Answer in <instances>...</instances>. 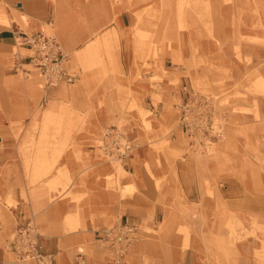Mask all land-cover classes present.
<instances>
[{"label": "crops", "instance_id": "0c3cea01", "mask_svg": "<svg viewBox=\"0 0 264 264\" xmlns=\"http://www.w3.org/2000/svg\"><path fill=\"white\" fill-rule=\"evenodd\" d=\"M2 1L11 9V0ZM18 2L8 25L0 23V94L6 58L15 52L26 62L31 55L16 44L19 34L55 35L75 79L49 85L34 72L31 103L21 99L18 85L14 112L39 116L23 123L24 132L0 138V264H37L17 261L7 248L15 228L27 222L38 228L42 250L54 254L55 264H112L100 232L119 223L139 231L126 264H264V245L196 229L197 222H212L214 201L227 215L230 205L264 212V123H255L254 108L231 118L237 127L224 126L219 166L206 153H188L177 105L194 91L197 59L176 52V43L159 32L153 43L143 38L147 23L137 16L143 7L113 0ZM256 98L264 114V98ZM108 125L133 144L121 164L98 147ZM58 126L61 133L53 135ZM42 141L52 145L35 149ZM198 205L204 207L199 218ZM255 249L263 258L251 261Z\"/></svg>", "mask_w": 264, "mask_h": 264}, {"label": "rangeland", "instance_id": "374dc122", "mask_svg": "<svg viewBox=\"0 0 264 264\" xmlns=\"http://www.w3.org/2000/svg\"><path fill=\"white\" fill-rule=\"evenodd\" d=\"M113 1L118 6L132 3L137 8H144L137 9V16L139 21L147 23L148 29L145 31L147 34L143 38L149 39L150 43H153L152 40L157 37L156 33L159 32L164 36L166 43H176V52L181 48L184 50V56L193 54L196 57L194 68L198 69L200 73L193 79L194 91L186 94L177 105L180 112L179 123L187 140L188 153H206V155L212 156L214 164L219 166V152L223 146L221 139L225 135L224 126L229 124L237 127L236 124L230 123L232 117L239 114V111L253 113L254 108L255 123H264V114L258 113L259 101L256 98L258 95L264 98V80L262 79L264 75V0H253V2L252 0ZM11 2V9H9L4 8L3 1L0 0V21H3L1 20L3 16L7 19L9 16H13L14 0ZM18 3L21 4L20 0ZM178 3H181L180 8ZM206 33L208 35L205 36ZM47 34L53 35L52 33ZM149 48L151 52H155L157 46L152 45ZM14 53L5 61L7 71L4 77V87L1 86L0 94V138L3 134L18 133L19 129L24 132L27 128H24L23 123L32 116L36 118L39 116V111L20 109L14 112L12 108L13 103L22 95L18 85L20 84L25 92L21 99L25 98L31 103L35 101L36 97L32 93L34 91L32 88L38 82L34 77V72L37 71L20 73L14 69ZM208 54L211 55V59L206 61ZM12 60L13 67L11 68ZM176 63H181L179 53L176 56ZM26 67L29 68V66ZM259 75L260 77H258ZM186 104L189 110L187 119L189 118L195 124L192 135L186 131L183 124V105ZM202 121H205L204 124ZM199 122L202 123L199 124ZM53 128V135L61 133L60 126ZM44 129L46 127L43 126V134L46 132ZM36 145L35 149L42 151L52 143L42 141L37 142ZM226 208L214 201L212 222H197L196 229H208L213 232L223 230L228 232L230 242L255 241L253 243L255 248L264 245V239H260V234L264 233V227L260 225V223H264V212L259 211L258 207L252 211L230 205L227 215L224 211ZM193 211L199 218V215L204 213V207L198 205ZM136 229L137 235L134 241L139 236L138 227ZM231 251L230 246L229 252ZM261 257L263 258L262 252L255 249L254 255H249L248 258L251 261H258Z\"/></svg>", "mask_w": 264, "mask_h": 264}, {"label": "built area", "instance_id": "2783aa9c", "mask_svg": "<svg viewBox=\"0 0 264 264\" xmlns=\"http://www.w3.org/2000/svg\"><path fill=\"white\" fill-rule=\"evenodd\" d=\"M15 41L17 45H27L31 49V55L26 62L18 53H15L14 69L17 72L37 71L45 83L49 85L62 81L74 82L75 77L67 69V54L55 35L38 32L23 37L19 34ZM187 104L183 105V124L186 131L192 135L195 124L193 121L187 120L189 111ZM98 147L110 160L120 164L133 151L131 141L115 125H108L102 129ZM136 235L135 225L128 223H119L101 230L100 240L107 246L112 264H126L128 249ZM8 246L17 261L55 264L54 254L42 250L38 228L30 222L19 224L15 228L8 241Z\"/></svg>", "mask_w": 264, "mask_h": 264}, {"label": "bare ground", "instance_id": "6f19581e", "mask_svg": "<svg viewBox=\"0 0 264 264\" xmlns=\"http://www.w3.org/2000/svg\"><path fill=\"white\" fill-rule=\"evenodd\" d=\"M182 1L185 2L184 0H182ZM182 1H181V2H182ZM228 1H230V0H228ZM252 2H253V0H252ZM196 3H197V2H196ZM207 3H208V1H207ZM240 3H242V2H240ZM178 4H179V5H178ZM178 4H177V5H178L179 8H180V4H181V3H178ZM183 4H184V3H183ZM248 4H249V3H248ZM246 5H247V4H246ZM246 5H245V6H246ZM254 5H255V4H254ZM247 6H248V5H247ZM206 7H207V6H206ZM209 7H210V6H209ZM2 8H3V7L1 6V10H2ZM251 8H252V7H251ZM186 9H187V7H186ZM208 9H209V8H208ZM254 9H255V8H254ZM256 10H257V9H256ZM177 11L180 12V10H177ZM189 11H190V10H189ZM208 11H209V10H208ZM0 12H1V11H0ZM2 12H3V11H2ZM181 12H182V11H181ZM188 14H189V13H188ZM189 16H190V15H189ZM15 18H16V17H15ZM15 18H13V19H15ZM181 18H182V17H181ZM224 18H225V17H224ZM16 19H17V18H16ZM186 19H187V18H186ZM1 20H3V21H0V23H5V24L8 25L9 20H8L6 17L3 16V18H1ZM10 20L12 21V19H10ZM178 20H179V18H178ZM196 20H197V19H196ZM17 22H18V20H17ZM181 22H182V21H181ZM189 25H190V24H189ZM194 26H195V25H194ZM200 26H201V25H200ZM180 28H181V27H180ZM225 28H226V27H225ZM201 29H202V28H201ZM189 32H190V31H189ZM206 35H208V34L206 33L205 36H206ZM178 36H179V35H178ZM202 37H203V36H202ZM212 37H213V36H212ZM213 38H214V37H213ZM249 38H250V37H249ZM255 41H256V40H255ZM235 52H236V51H235ZM238 53H239V52H238ZM262 60H263V59H262ZM199 82H200V80H199ZM197 97H198V96H197ZM200 98H201V97H200ZM208 98H209V97H208ZM201 99H202V98H201ZM205 99H206V98H205ZM18 100H19V99H18ZM18 100H17L16 102H14L13 105H14L15 103H17ZM14 101H15V100H14ZM23 101H24V100L19 101V104H23ZM194 101H195V100H194ZM202 101H203V100H202ZM201 103H202V102H201ZM13 105H12V106H13ZM197 105H198V104H197ZM199 105H200V103H199ZM202 106H203V105H202ZM200 110H201V109H200ZM200 110H199V111H200ZM203 113H204V112H203ZM191 116H192V115H191ZM201 116H202V115H201ZM204 116H205V115H204ZM188 117H189V116H188ZM191 118H193V117H191ZM198 118H199V117H198ZM201 118H202V117H201ZM201 118H200V119H201ZM203 118H204V117H203ZM203 118H202V119H203ZM188 119H189V118H188ZM188 119H187V120H188ZM189 120H190V119H189ZM193 120H194V119H193ZM205 120H207V119H205ZM191 121H192V120H191ZM197 121H198V119H197ZM199 121H200V120H199ZM202 122H203V121H202ZM202 122H201V123H202ZM204 122H205V121H204ZM204 122H203V124H204ZM201 123L199 122V124H201ZM197 124H198V123H197ZM220 124H221V123H220ZM181 129H182V128H181ZM193 130H194V129H193ZM121 170H122V169H121ZM97 237H98V236H97ZM7 245H8V244H7ZM7 248H9V247H7ZM9 249H10V248H9ZM144 257H145V256H144ZM145 258H146V257H145ZM145 258H144V259H145ZM77 259H78V258H77ZM147 260H148V259H147Z\"/></svg>", "mask_w": 264, "mask_h": 264}, {"label": "water", "instance_id": "95a60500", "mask_svg": "<svg viewBox=\"0 0 264 264\" xmlns=\"http://www.w3.org/2000/svg\"><path fill=\"white\" fill-rule=\"evenodd\" d=\"M17 5H18V6H20L21 4H20V3H18Z\"/></svg>", "mask_w": 264, "mask_h": 264}]
</instances>
